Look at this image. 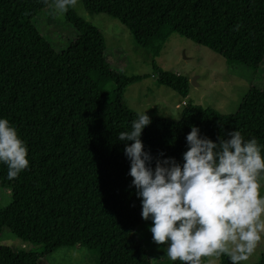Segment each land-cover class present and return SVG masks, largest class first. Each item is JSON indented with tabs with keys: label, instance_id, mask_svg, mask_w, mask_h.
Listing matches in <instances>:
<instances>
[{
	"label": "trees",
	"instance_id": "1",
	"mask_svg": "<svg viewBox=\"0 0 264 264\" xmlns=\"http://www.w3.org/2000/svg\"><path fill=\"white\" fill-rule=\"evenodd\" d=\"M78 1L88 14L116 19L152 60L170 36L252 72L264 59V0ZM52 2L0 0V118L17 129L29 160L14 180L0 162V182L10 191V202L0 209V227L32 246L29 251L0 247V264H38L76 245L87 249L96 264H151L133 237L142 203L124 154L131 141L118 139L137 118L123 103L124 90L147 76H124L114 69L105 59L102 33L71 8L64 15L75 39L62 52L51 49L33 19ZM152 69L158 86L186 96V78L153 61ZM150 120L140 139L153 155V169L156 158L173 157L183 164L193 126L217 143L238 130L245 140L255 138L264 154V91L254 87L232 114L186 103L178 121ZM217 260L231 264L226 255ZM254 264H264V253Z\"/></svg>",
	"mask_w": 264,
	"mask_h": 264
},
{
	"label": "clouds",
	"instance_id": "2",
	"mask_svg": "<svg viewBox=\"0 0 264 264\" xmlns=\"http://www.w3.org/2000/svg\"><path fill=\"white\" fill-rule=\"evenodd\" d=\"M76 5L77 0H53L50 8L61 17ZM136 116L131 130L119 132L118 139L131 141L124 154L141 198L142 218L152 220L153 241L166 245L167 258L180 264H212V258L222 255L231 264L248 261L264 238V154L257 140H245L234 130L217 143L193 126L183 164L173 157L156 158L153 169V156L140 139L151 120L146 111ZM27 156L17 129L0 118V162L7 166L9 180L29 166Z\"/></svg>",
	"mask_w": 264,
	"mask_h": 264
},
{
	"label": "rangeland",
	"instance_id": "3",
	"mask_svg": "<svg viewBox=\"0 0 264 264\" xmlns=\"http://www.w3.org/2000/svg\"><path fill=\"white\" fill-rule=\"evenodd\" d=\"M70 8L102 33L105 41L104 56L114 69L124 76H147L128 85L122 96L125 106L136 113L146 111L149 117L178 121L182 107L192 103L202 108L215 109L222 114H232L249 88L264 91V59L260 68L252 72L240 65L226 64L206 47L178 36H170L160 55L152 60L149 52L137 46L126 28L116 19L101 13H86L78 0L77 5ZM33 24L37 33L56 52L64 51L76 36L65 15H53L50 7L40 11L33 19ZM152 61L156 67L187 79L188 89L184 98L155 83ZM261 183V194L264 195V180ZM9 202L10 191L0 182V209ZM141 213L142 210L133 237L148 252L151 264H166L170 261L166 256V245H157L153 241L150 232L152 220H144ZM0 247L23 251L32 249L30 244L17 239L4 227H0ZM263 253L264 238L249 260L242 264H254ZM38 264H96V261L87 249L76 245L73 248L58 249L42 258ZM205 264H208L207 260ZM212 264H218V260L212 258Z\"/></svg>",
	"mask_w": 264,
	"mask_h": 264
},
{
	"label": "water",
	"instance_id": "4",
	"mask_svg": "<svg viewBox=\"0 0 264 264\" xmlns=\"http://www.w3.org/2000/svg\"><path fill=\"white\" fill-rule=\"evenodd\" d=\"M193 82V80H191Z\"/></svg>",
	"mask_w": 264,
	"mask_h": 264
}]
</instances>
